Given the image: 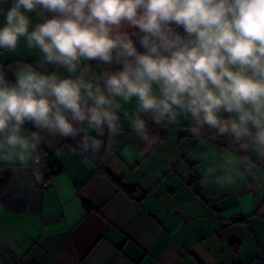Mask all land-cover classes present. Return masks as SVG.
I'll use <instances>...</instances> for the list:
<instances>
[{"label":"clouds","instance_id":"obj_1","mask_svg":"<svg viewBox=\"0 0 264 264\" xmlns=\"http://www.w3.org/2000/svg\"><path fill=\"white\" fill-rule=\"evenodd\" d=\"M0 12V50L23 40L42 54L0 65V162L31 165L40 183L45 133L95 156L122 117L150 145L149 121L172 130L183 116L201 143L211 130L232 146L203 187L264 181V0H0Z\"/></svg>","mask_w":264,"mask_h":264},{"label":"crops","instance_id":"obj_2","mask_svg":"<svg viewBox=\"0 0 264 264\" xmlns=\"http://www.w3.org/2000/svg\"><path fill=\"white\" fill-rule=\"evenodd\" d=\"M41 59L21 40L15 53L0 55V65L14 71ZM42 70L66 75L53 65ZM190 126L183 116L172 130L149 121V145L122 117L121 133H106L104 148L84 157L74 140L45 133L40 152L57 168L45 190L33 184L31 165L0 162V179H10L8 193L24 208L0 207V264H238L264 257V181L203 187V169L233 150L211 130L201 143Z\"/></svg>","mask_w":264,"mask_h":264},{"label":"trees","instance_id":"obj_3","mask_svg":"<svg viewBox=\"0 0 264 264\" xmlns=\"http://www.w3.org/2000/svg\"><path fill=\"white\" fill-rule=\"evenodd\" d=\"M47 15H50V14H47ZM137 47H139V45H137ZM90 63L93 64V68L98 67L95 65L96 61H91ZM26 126L32 127L30 124ZM75 147H76V144H75ZM82 155L84 157L87 154H82ZM45 166L48 170H50L51 173L55 174L57 172V168L52 162V156L50 157L49 161L46 162ZM100 172L102 174H105L111 177V174L103 165H101ZM9 184H10V179L8 177H2L0 179V207H4V208H7L15 212H22L24 210L23 206L20 203L16 202L8 193Z\"/></svg>","mask_w":264,"mask_h":264},{"label":"built area","instance_id":"obj_4","mask_svg":"<svg viewBox=\"0 0 264 264\" xmlns=\"http://www.w3.org/2000/svg\"><path fill=\"white\" fill-rule=\"evenodd\" d=\"M5 50H0V55L4 52ZM51 157V154L46 152L42 154V159H43V168L41 169L42 172V176H43V180L40 183H37L34 179H33V184L35 186H37L38 188L45 190L47 189L51 183H52V179L54 174L50 172V170H48L46 168V162L49 161ZM238 264H264V257L261 258H257V259H253L247 262H242V263H238Z\"/></svg>","mask_w":264,"mask_h":264}]
</instances>
